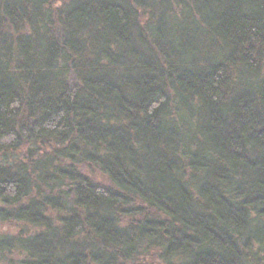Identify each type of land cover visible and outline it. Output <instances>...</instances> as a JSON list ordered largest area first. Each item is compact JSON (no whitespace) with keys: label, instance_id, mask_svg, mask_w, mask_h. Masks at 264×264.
Listing matches in <instances>:
<instances>
[{"label":"trees","instance_id":"1","mask_svg":"<svg viewBox=\"0 0 264 264\" xmlns=\"http://www.w3.org/2000/svg\"><path fill=\"white\" fill-rule=\"evenodd\" d=\"M0 264H264V0H0Z\"/></svg>","mask_w":264,"mask_h":264}]
</instances>
